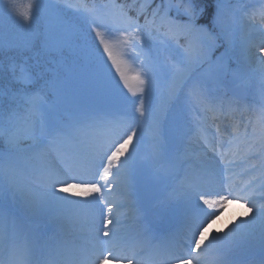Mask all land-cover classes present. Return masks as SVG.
I'll list each match as a JSON object with an SVG mask.
<instances>
[{"label": "snow or ice", "instance_id": "snow-or-ice-1", "mask_svg": "<svg viewBox=\"0 0 264 264\" xmlns=\"http://www.w3.org/2000/svg\"><path fill=\"white\" fill-rule=\"evenodd\" d=\"M7 8L30 35L0 39V264H264V0H62L43 31Z\"/></svg>", "mask_w": 264, "mask_h": 264}, {"label": "rangeland", "instance_id": "rangeland-1", "mask_svg": "<svg viewBox=\"0 0 264 264\" xmlns=\"http://www.w3.org/2000/svg\"><path fill=\"white\" fill-rule=\"evenodd\" d=\"M27 0H16L17 4L20 3H26ZM34 3H38L39 4V16L36 20V22L33 25V28L38 30V31H43L44 29V24H45V20H44V15L45 13L48 11V8L50 5H55L58 3H62V0H33ZM259 2V0H247V3L249 5L255 6L257 5ZM9 3V0H0V39H2L5 34H10L12 36H15L17 38H27L30 35V31L27 30L25 28V26L23 25V22L20 21L8 8L7 5ZM76 3V2H75ZM73 2V4H75ZM92 37L94 39V34H92ZM112 39H115V37H113ZM98 44V42H97ZM101 53H102V49H100ZM158 52L161 54V58H163V49L159 48L158 42L155 39H152L149 41L148 45L145 48V54L150 53L151 55L155 56L158 54ZM125 53L126 55L124 56V59L127 60V62L132 65L133 67H137L140 63V60L143 58V55H138L137 54V50L136 49H125ZM173 56H176L175 53L172 54ZM178 58V57H177ZM105 61H107V57H104ZM108 68L111 69L113 76H115V69L112 68L111 63L108 62ZM207 66H205L204 69H200V75H203L204 72L206 71ZM116 79L118 80L119 77L117 76ZM121 87H123L121 85ZM125 93L127 94V91L125 90ZM129 95V99H134L133 97ZM251 98V97H250ZM252 99V98H251ZM253 102V101H252ZM249 103H251V101H249ZM96 109V110H94ZM94 110L93 112H102V113H95V116L101 117V118H110L112 116H115L116 113H118L117 109H114L112 107L107 106L103 101H99L97 102L94 107L91 109ZM116 112V113H115ZM149 155V147L147 144H145L144 146H142V150L140 152V154L138 155L137 159L140 162H144L147 160ZM143 191V189H141ZM123 191V189H122ZM152 197H150L151 199L157 198L158 195H160V192H156V193H152L151 194ZM229 206V205H228ZM225 209L222 216H221V220L224 222V226H228V224L231 223V220L235 219L237 216H244L247 214V210L244 209H234L233 208H229ZM63 235V243L62 244H66L67 248L69 251H71V240L73 237H76L74 233H69L67 235ZM80 241H78L77 239L73 242V244L75 243H79ZM255 254H261L260 251L257 249L254 252H251L247 255V257H251L254 256ZM261 256V255H259Z\"/></svg>", "mask_w": 264, "mask_h": 264}, {"label": "bare ground", "instance_id": "bare-ground-1", "mask_svg": "<svg viewBox=\"0 0 264 264\" xmlns=\"http://www.w3.org/2000/svg\"><path fill=\"white\" fill-rule=\"evenodd\" d=\"M257 195V197H259V193H257L256 194ZM234 205H237V203H235ZM246 208V207H245ZM238 210H240V208H237ZM131 217H124V219H126V221L128 220V219H130ZM133 218V217H132ZM133 222V221H132ZM126 227H127V229L128 230H132L133 228H134V225H132L130 228H128V225H126Z\"/></svg>", "mask_w": 264, "mask_h": 264}, {"label": "trees", "instance_id": "trees-1", "mask_svg": "<svg viewBox=\"0 0 264 264\" xmlns=\"http://www.w3.org/2000/svg\"><path fill=\"white\" fill-rule=\"evenodd\" d=\"M91 0H89V2H90ZM98 1V0H97ZM158 2H160V0H155V3H158Z\"/></svg>", "mask_w": 264, "mask_h": 264}]
</instances>
